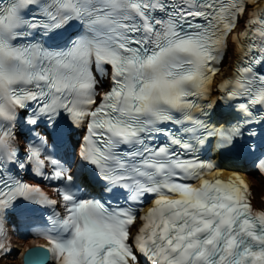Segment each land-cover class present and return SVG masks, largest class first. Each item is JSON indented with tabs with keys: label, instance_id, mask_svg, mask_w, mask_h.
I'll use <instances>...</instances> for the list:
<instances>
[{
	"label": "snow or ice",
	"instance_id": "1",
	"mask_svg": "<svg viewBox=\"0 0 264 264\" xmlns=\"http://www.w3.org/2000/svg\"><path fill=\"white\" fill-rule=\"evenodd\" d=\"M10 223L21 264H264V0H0L4 264Z\"/></svg>",
	"mask_w": 264,
	"mask_h": 264
},
{
	"label": "bare ground",
	"instance_id": "2",
	"mask_svg": "<svg viewBox=\"0 0 264 264\" xmlns=\"http://www.w3.org/2000/svg\"><path fill=\"white\" fill-rule=\"evenodd\" d=\"M225 66L228 67L227 64H226ZM225 66H224V67H225ZM251 179H252V178H251ZM252 182H253V184H255V185L258 184V182L255 181L254 179H252ZM258 185H259V184H258ZM10 264H19V263L17 262V260H13Z\"/></svg>",
	"mask_w": 264,
	"mask_h": 264
}]
</instances>
